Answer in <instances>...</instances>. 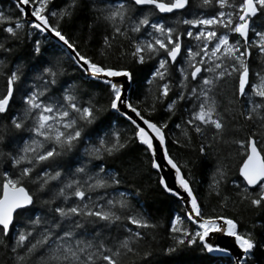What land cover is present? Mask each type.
Returning a JSON list of instances; mask_svg holds the SVG:
<instances>
[{"label": "snow or ice", "instance_id": "6c2138e0", "mask_svg": "<svg viewBox=\"0 0 264 264\" xmlns=\"http://www.w3.org/2000/svg\"><path fill=\"white\" fill-rule=\"evenodd\" d=\"M12 4L0 11V248L10 264H126L129 257L151 264L144 241L157 225L131 193L117 191L122 181L103 163L130 144L142 148L160 188L184 206L170 218L172 243L163 249L170 264L194 248L213 260L251 264L264 242L232 217L205 214L192 186L194 162L174 158L168 143L179 115L171 143L192 148L195 139L201 157L217 154L210 185L216 195L229 178L226 159L236 156V196L264 210V71L253 70L256 60L264 65V0ZM85 10V45L103 29L95 56L64 31ZM25 39L26 56L9 66ZM65 60L77 79L67 78ZM138 81L147 90L127 94ZM98 85L105 104L96 102ZM160 108L166 116L153 119ZM106 113L126 127H112ZM221 144L235 152L220 155ZM228 202L222 197L220 209ZM215 234L231 238L236 251L214 242Z\"/></svg>", "mask_w": 264, "mask_h": 264}, {"label": "trees", "instance_id": "16d2710c", "mask_svg": "<svg viewBox=\"0 0 264 264\" xmlns=\"http://www.w3.org/2000/svg\"><path fill=\"white\" fill-rule=\"evenodd\" d=\"M54 3L61 5L63 0H54ZM13 7L12 0H0V11H6ZM91 22V15L85 10L81 12L72 22L64 25L65 33L73 40L79 42L81 50L87 51L90 55H96V49L103 36V29H95L91 33V39L88 44L85 45L84 40L89 36L86 25ZM0 35H3L0 33ZM30 41L25 39L22 44L18 46L17 53L8 58L9 66L16 62L18 59L25 57ZM127 47V45H125ZM47 52L45 55L47 56ZM4 57L0 55V59ZM116 63L115 59L110 61ZM65 66L69 76L68 79H77L79 73H76L74 69L68 65V61L65 60ZM254 71H264V65L259 60L254 61ZM31 75V73H29ZM139 77L143 76V73H138ZM5 81L2 75H0V92L4 90ZM148 88L146 82L143 86H140L138 81L137 85L133 86L132 92L140 93L145 92ZM96 102L105 104L107 96L102 85H98L95 88ZM130 93V94H131ZM143 98V97H141ZM136 99V95H133V100ZM19 94H17V104H19ZM16 105L13 106L15 109ZM111 121V126L114 128L123 129L125 124L118 118V116L105 114ZM166 114L160 108L153 116V119H160L165 117ZM179 122V115L173 117V122L169 124V143L168 147L174 158L184 161L191 160L194 162L192 167V180L193 189L195 194L200 199V202L204 206L206 215L213 214L212 210H216V214H223L232 217L239 221L240 231H255L258 240L264 242V210L252 209L248 206L247 202L241 203L236 196L231 181L238 179L236 172V163L238 157L233 156L232 159H226V163L229 164L230 172L228 181L221 186L220 196L210 188L211 178L215 170L218 156L215 153L209 152L207 156L201 157L198 148L200 141H193L192 148H182L179 145L171 143L172 139L179 137L178 130L173 128V123ZM250 123V122H248ZM241 124H245L244 131L247 132L248 124L241 121ZM175 133V134H173ZM241 136L244 133H240ZM221 153L224 157H227L230 152H235V146H225L221 144ZM71 159V158H69ZM94 163H98L95 162ZM105 168L113 173H116L122 183L119 185L117 191H123L125 193H131L133 196L132 203L138 205L146 213L148 219L157 225L155 230H148L144 244L150 246L153 251L152 257H150L151 264H170L173 257L165 255L163 249H166L171 243V236L169 233L170 218L180 214H183V205L178 203L176 198L169 194H166L158 184V177L154 170L151 169L148 162V158L143 154L142 148L136 144H130L125 153L117 158H109L104 162ZM139 191V196L136 197L135 193ZM229 197L228 207L226 210L220 209L221 198ZM255 225V228L253 227ZM178 259L181 264H228L227 257H221L219 260H213L212 258L202 254L199 249H189L185 251ZM0 264H10L9 256L0 248ZM126 264H143V261L136 257H129ZM251 264H264V247H258L255 251V256L251 260Z\"/></svg>", "mask_w": 264, "mask_h": 264}, {"label": "water", "instance_id": "95a60500", "mask_svg": "<svg viewBox=\"0 0 264 264\" xmlns=\"http://www.w3.org/2000/svg\"><path fill=\"white\" fill-rule=\"evenodd\" d=\"M131 93V90L129 93L127 94H130ZM169 183L170 186H174L173 185V177H172V173L168 170V169H165V172L163 173ZM168 194V193H166ZM170 195V194H169ZM212 240L222 246H226V247H230L232 248L233 251H236L233 244H232V240L231 238H228V237H224L220 234H215L213 237H212Z\"/></svg>", "mask_w": 264, "mask_h": 264}]
</instances>
